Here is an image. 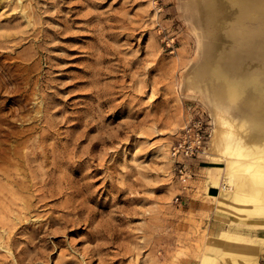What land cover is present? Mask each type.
<instances>
[{"label":"rangeland","instance_id":"rangeland-1","mask_svg":"<svg viewBox=\"0 0 264 264\" xmlns=\"http://www.w3.org/2000/svg\"><path fill=\"white\" fill-rule=\"evenodd\" d=\"M207 1L0 0V264H264V184L221 200L248 172L226 176L209 107L217 66L264 75V17ZM252 94L220 107L242 136ZM186 126L209 137L182 178L170 149Z\"/></svg>","mask_w":264,"mask_h":264},{"label":"bare ground","instance_id":"bare-ground-1","mask_svg":"<svg viewBox=\"0 0 264 264\" xmlns=\"http://www.w3.org/2000/svg\"><path fill=\"white\" fill-rule=\"evenodd\" d=\"M231 1L235 4L236 8L238 9V14L239 15H238L237 19H240L239 18L240 16H241V18L243 16H246L247 18H251V17H254L256 15V13H258L261 18L264 17V0H231ZM217 2H218V0H208L207 1V9H208V11L210 12L211 15L217 14V12H219V7H218V3ZM213 74L218 79L222 80V84L224 86V91H222V93L220 95H218L216 97V99H214V102L212 101V102L209 103V107L211 108V111H212V114H213V117H214V121H215V130H214V134H213V136L211 138V143H212L213 147L215 148V150L220 151L221 158L224 159V161L226 163V176L227 177L231 178V177L235 176L234 172H235V170H237V166H240L242 171L248 172V174L246 176H244L243 180L239 181V179H237L236 180L237 182H235V183L233 182V187L236 190V191H234V195H233L232 192H225V193L220 192V196L222 198L221 200H223V199L228 200V199H231L233 197L234 198H239L237 190H239V189H242V190L249 189L252 186L251 183H250V179L253 177L254 174L257 175V176H260V178H261L260 182H261V184H264V177H263V175H264V143H262L261 145H258V144L255 143V139H252V137H249V136H251L250 133L252 135L255 134L258 138H260V140L264 141V75H262L260 77H256L255 75H253V76H251V77H249V78H247L245 80H233V79H230L219 66H217L213 70ZM249 87H252L253 90H254V94L249 96L250 100L248 102V103H251V107H250L251 113H250V115L252 116L253 124H252L251 129L249 130V134H245V136H242V135H239L237 133V131L239 130V128H243L244 126L243 125H240L238 127L234 126L233 121L231 120V118L225 117L223 115L222 111L220 110V107H221L222 99L227 98V99H230V100H236L240 96L244 95L248 91ZM253 97H254L255 100H253ZM245 130L247 131L248 129H245ZM37 157H40V156L37 155ZM58 169H59V166H58ZM43 173L44 172H42V174ZM40 179H42V178H40ZM50 179H52V178L50 177ZM35 182H37V181H35ZM45 182H47V180ZM64 182H65V180H64ZM42 183H43V181H42ZM79 183H80V181H79ZM216 183L217 182L215 181V184ZM67 184H69V183L67 182ZM20 187H22V185H20ZM55 187H57V186H55ZM78 187H80V186H78ZM83 187H85V186H83ZM43 188H44V185H43ZM87 188H89V187H87ZM18 189H20V191L23 190V188H18ZM74 190H76V188ZM72 191H73V189H72ZM87 191H90V190H87ZM263 191H264V189H263ZM59 192H61V191H59ZM258 192L259 191H256L255 194H258ZM45 193H47V192L45 191ZM262 193L264 194V192H262ZM49 194H51V193H49ZM11 195H12V199L11 200L16 205H17L19 200H24V199H21V198L18 197V191H12ZM55 196H58V195L55 194ZM65 196H67V195H65ZM73 196H75V195H72V197ZM77 196H79V195H77ZM82 197H84V196H82ZM255 197H256V195H255ZM50 198H52V197H50ZM49 200H51V199H49ZM66 200H67V198H66ZM78 200H79V197H78ZM75 202H77V200ZM73 203H74L73 201L67 200V207H74V209L75 210L77 209L79 212L84 209V204H83V203H85L84 201H80L79 204H73ZM24 204L27 207L26 209H29L30 204L26 203V201H24ZM261 206H262L261 207L262 211H264V197H263V202H262ZM63 211H64V209H63ZM71 212L72 211L70 210V212L67 213V214L71 215ZM88 212H86V213H88ZM23 216H25V215H23ZM64 218H63V220H64ZM18 220L20 221V219H18ZM82 221H80V222H82ZM84 221L86 222V224H90L92 222V220L90 218V215L88 217H86ZM53 222L57 223L56 220H54ZM51 223L52 222H50V224ZM58 224H61V223H58ZM99 226H97L98 230H99ZM38 228H40V227H38ZM94 233H96V232L94 231ZM97 234H98V232H97ZM93 235L94 234H92V236ZM101 235H98V237L101 236ZM223 236L225 237V239L227 241H231L233 239H240L237 236H234V235H231V234H225L224 233ZM94 237H95V235H94ZM212 251H213V249H212ZM215 251L216 250H214V252ZM209 258L211 259V262L213 264L214 263V257L209 256ZM18 261H20V260H18ZM207 262H208V260H207Z\"/></svg>","mask_w":264,"mask_h":264},{"label":"built area","instance_id":"built-area-1","mask_svg":"<svg viewBox=\"0 0 264 264\" xmlns=\"http://www.w3.org/2000/svg\"><path fill=\"white\" fill-rule=\"evenodd\" d=\"M208 137L209 126H186L172 144L170 155L182 178L188 176V162L204 152Z\"/></svg>","mask_w":264,"mask_h":264},{"label":"crops","instance_id":"crops-1","mask_svg":"<svg viewBox=\"0 0 264 264\" xmlns=\"http://www.w3.org/2000/svg\"><path fill=\"white\" fill-rule=\"evenodd\" d=\"M254 221H255V222H259V223H261V224H259V226H258V230L264 231V211L262 212V216H259L258 218H255ZM250 238H255V239L263 240V244H264V237H254V236H252V237H250ZM257 249H258V251H257V253H256L255 256H254V259H255V260H256V257H257V255H258L259 251H262V250H263V249H260L259 246H258Z\"/></svg>","mask_w":264,"mask_h":264},{"label":"water","instance_id":"water-1","mask_svg":"<svg viewBox=\"0 0 264 264\" xmlns=\"http://www.w3.org/2000/svg\"><path fill=\"white\" fill-rule=\"evenodd\" d=\"M228 71H229L228 73L231 74V76H232V70L230 69V70H228Z\"/></svg>","mask_w":264,"mask_h":264}]
</instances>
